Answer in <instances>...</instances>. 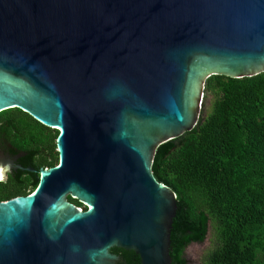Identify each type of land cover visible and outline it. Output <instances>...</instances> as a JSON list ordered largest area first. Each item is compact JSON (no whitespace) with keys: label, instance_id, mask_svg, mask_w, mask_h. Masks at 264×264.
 Segmentation results:
<instances>
[{"label":"water","instance_id":"water-1","mask_svg":"<svg viewBox=\"0 0 264 264\" xmlns=\"http://www.w3.org/2000/svg\"><path fill=\"white\" fill-rule=\"evenodd\" d=\"M262 73L264 0H0V116L59 131L58 164L0 202V264H173L157 148L196 128L210 76ZM25 155L6 177L37 172Z\"/></svg>","mask_w":264,"mask_h":264},{"label":"trees","instance_id":"trees-1","mask_svg":"<svg viewBox=\"0 0 264 264\" xmlns=\"http://www.w3.org/2000/svg\"><path fill=\"white\" fill-rule=\"evenodd\" d=\"M214 100L196 128L157 148L153 173L178 195L172 232L173 264H190L193 244H216L206 264H264V73L245 78L212 75ZM58 130L20 109L0 116V148L36 173L13 170L0 182V202L27 196L38 187L40 169L58 164ZM69 201L83 205L69 197ZM119 264H142L134 251L113 248Z\"/></svg>","mask_w":264,"mask_h":264},{"label":"rangeland","instance_id":"rangeland-1","mask_svg":"<svg viewBox=\"0 0 264 264\" xmlns=\"http://www.w3.org/2000/svg\"><path fill=\"white\" fill-rule=\"evenodd\" d=\"M202 89H203V87H202ZM213 100H214L213 95H207L206 94L205 100L203 101L204 102V109L202 111L203 117H207V115L209 113L208 109L211 107ZM3 150H4V148L0 149V158L2 160H4L3 157L5 156V152ZM7 170L8 169L5 168L6 172H7ZM6 179H7V177L5 176L4 180L6 181ZM215 244H216L215 231H214L213 227L211 226L207 241L203 244H193L188 249L187 255H188V258L190 260V264H206L207 256H208L210 250L213 249Z\"/></svg>","mask_w":264,"mask_h":264},{"label":"flooded vegetation","instance_id":"flooded-vegetation-1","mask_svg":"<svg viewBox=\"0 0 264 264\" xmlns=\"http://www.w3.org/2000/svg\"><path fill=\"white\" fill-rule=\"evenodd\" d=\"M2 148H4V152H5V156L3 157L4 158V161H11V160H13V155H11V153H10V151H9V149L11 148V145L10 144H6V145H3L0 149H2ZM16 164L17 165H21V164H19L18 163V161L16 162ZM7 173V172H6ZM10 173H8V175H9ZM7 175V176H8ZM118 264H119V262H118Z\"/></svg>","mask_w":264,"mask_h":264},{"label":"bare ground","instance_id":"bare-ground-1","mask_svg":"<svg viewBox=\"0 0 264 264\" xmlns=\"http://www.w3.org/2000/svg\"><path fill=\"white\" fill-rule=\"evenodd\" d=\"M0 168H2V169H3V179H4V177L6 176V171H5V168H4V167H2V166H0ZM3 179H0V180H3Z\"/></svg>","mask_w":264,"mask_h":264},{"label":"snow or ice","instance_id":"snow-or-ice-1","mask_svg":"<svg viewBox=\"0 0 264 264\" xmlns=\"http://www.w3.org/2000/svg\"><path fill=\"white\" fill-rule=\"evenodd\" d=\"M0 179H3V169L0 168Z\"/></svg>","mask_w":264,"mask_h":264},{"label":"clouds","instance_id":"clouds-1","mask_svg":"<svg viewBox=\"0 0 264 264\" xmlns=\"http://www.w3.org/2000/svg\"><path fill=\"white\" fill-rule=\"evenodd\" d=\"M205 90H206V89H205ZM203 99H204V98H203ZM201 118H202V116H201ZM201 118H200V119H201ZM79 208H80V207H79Z\"/></svg>","mask_w":264,"mask_h":264}]
</instances>
